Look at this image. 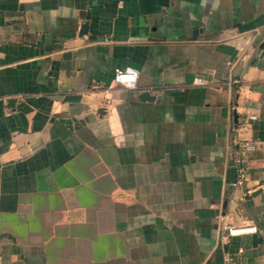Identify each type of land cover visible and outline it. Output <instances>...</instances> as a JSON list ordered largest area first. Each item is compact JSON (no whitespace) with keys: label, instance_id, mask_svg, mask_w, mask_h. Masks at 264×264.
<instances>
[{"label":"crops","instance_id":"0c3cea01","mask_svg":"<svg viewBox=\"0 0 264 264\" xmlns=\"http://www.w3.org/2000/svg\"><path fill=\"white\" fill-rule=\"evenodd\" d=\"M226 251L264 264V0H0V264Z\"/></svg>","mask_w":264,"mask_h":264},{"label":"built area","instance_id":"2783aa9c","mask_svg":"<svg viewBox=\"0 0 264 264\" xmlns=\"http://www.w3.org/2000/svg\"><path fill=\"white\" fill-rule=\"evenodd\" d=\"M139 77V70L132 66L126 67H116L114 71V80L117 84L125 88H135L137 87ZM196 84H207V80L203 76H197L195 80ZM253 118L257 117L252 115ZM246 150L251 151L258 147L255 140H247L244 144ZM242 174H240L241 176ZM258 231V226L256 224H223L222 231L220 233V241L222 244H227L230 242L233 236L245 233H251ZM224 264H235L234 257L229 251L225 253V263Z\"/></svg>","mask_w":264,"mask_h":264}]
</instances>
